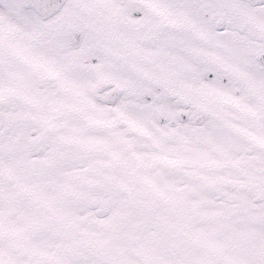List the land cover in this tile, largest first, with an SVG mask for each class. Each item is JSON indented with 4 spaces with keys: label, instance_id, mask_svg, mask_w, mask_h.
<instances>
[{
    "label": "snow or ice",
    "instance_id": "snow-or-ice-1",
    "mask_svg": "<svg viewBox=\"0 0 264 264\" xmlns=\"http://www.w3.org/2000/svg\"><path fill=\"white\" fill-rule=\"evenodd\" d=\"M0 264H264V0H0Z\"/></svg>",
    "mask_w": 264,
    "mask_h": 264
}]
</instances>
